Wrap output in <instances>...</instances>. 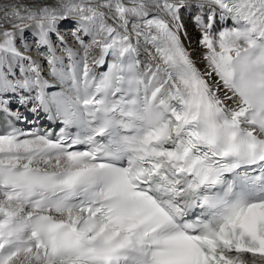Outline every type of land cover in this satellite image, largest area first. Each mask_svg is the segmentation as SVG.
<instances>
[{
    "label": "snow or ice",
    "instance_id": "6c2138e0",
    "mask_svg": "<svg viewBox=\"0 0 264 264\" xmlns=\"http://www.w3.org/2000/svg\"><path fill=\"white\" fill-rule=\"evenodd\" d=\"M0 114V264H264V0H0Z\"/></svg>",
    "mask_w": 264,
    "mask_h": 264
},
{
    "label": "bare ground",
    "instance_id": "6f19581e",
    "mask_svg": "<svg viewBox=\"0 0 264 264\" xmlns=\"http://www.w3.org/2000/svg\"><path fill=\"white\" fill-rule=\"evenodd\" d=\"M40 3L55 4L56 0H40ZM70 22H72V23H70ZM185 24L187 26L189 36L191 37V42L189 43L188 41H185V44L187 47H189V51L192 52L193 59L196 61L197 66L200 68H203V66H204V62L202 59L203 49L198 44L199 33L186 15H185ZM74 28H75V23L73 21L61 22L58 26V30H59L60 34L65 36V38L68 40L69 44L75 48V47H78V45L75 43L74 37L72 36V31ZM88 39H90V38H88ZM52 40H53V42L56 41L55 35L52 36ZM86 42H87V39H86ZM28 43L32 46V51H30L29 53H26V54L32 55L33 57H36L38 54L35 51L34 37H32L30 33H28ZM42 50L46 51V49H42ZM57 54L59 55L60 53L58 52ZM140 58H141V60H146V54L142 52ZM45 64H46V62H45ZM5 98H7V97H5ZM11 104H12V106H14V111L19 110L21 112V114H23L25 112V110L27 109V107L31 103H29L26 106H21V105H19L18 97H15L11 100ZM249 259H250V257H249Z\"/></svg>",
    "mask_w": 264,
    "mask_h": 264
},
{
    "label": "rangeland",
    "instance_id": "374dc122",
    "mask_svg": "<svg viewBox=\"0 0 264 264\" xmlns=\"http://www.w3.org/2000/svg\"><path fill=\"white\" fill-rule=\"evenodd\" d=\"M70 23H72V22H70ZM73 27V26H72Z\"/></svg>",
    "mask_w": 264,
    "mask_h": 264
}]
</instances>
